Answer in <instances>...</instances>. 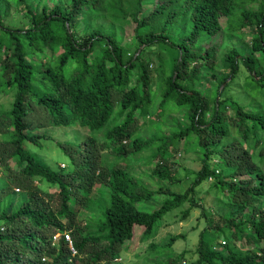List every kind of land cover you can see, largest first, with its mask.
Masks as SVG:
<instances>
[{"label":"trees","instance_id":"trees-1","mask_svg":"<svg viewBox=\"0 0 264 264\" xmlns=\"http://www.w3.org/2000/svg\"><path fill=\"white\" fill-rule=\"evenodd\" d=\"M14 2L25 12V26L9 24L10 5L0 0V88L12 92L0 113V264H110L135 227L141 228L139 241L149 240L162 217L184 203L181 218L194 208L205 217L202 200L194 197L202 182L220 193L226 211L220 223L207 220L197 235L196 258L187 264H264V111L224 97L240 68L251 88L264 94V0H249L256 8L241 12L234 29H251L247 53L226 51L218 70L214 48L197 42L221 30L219 19L231 13L232 0H183L178 7L176 0H69L51 8ZM178 11L190 28L171 42L164 27ZM159 16L160 27L153 24ZM96 19L109 24L89 22ZM128 21L134 24L131 51L113 30ZM157 45L168 47V63L158 57L162 83L153 90L144 55ZM204 81L215 82L212 95L197 89ZM166 116L174 124L167 135L138 137L146 123ZM55 127L89 135L53 141L44 130ZM230 132L234 136L224 141ZM43 142L66 157V169H51L24 147L41 150ZM146 150L154 188L129 173V160ZM188 151L199 153V165L177 192L174 159ZM94 185L98 196L92 200ZM159 197L154 210L138 209ZM174 241L170 237L162 249ZM180 258L163 259L179 264Z\"/></svg>","mask_w":264,"mask_h":264},{"label":"rangeland","instance_id":"rangeland-1","mask_svg":"<svg viewBox=\"0 0 264 264\" xmlns=\"http://www.w3.org/2000/svg\"><path fill=\"white\" fill-rule=\"evenodd\" d=\"M9 5V14L8 21L12 27H21L25 26L26 19L24 18L25 12L23 9L17 8L15 6V0H6ZM32 1V7L40 8L41 5H46L47 8H51L53 5H64L67 4L69 0H28ZM183 0H176L174 7H178ZM148 9H152L151 5H144ZM125 10V6L122 7ZM256 8L255 3H250L249 0H232V11L226 17H221L219 19V24L221 30L214 35L213 37H207L205 35L201 36L197 42V45H200L201 48L213 47L214 48V59L216 69L218 70L220 59L222 55L230 50L235 49L239 55H245L250 47L252 31L249 27L240 29L239 31L234 29L240 21L241 12L247 10H254ZM146 15V12L143 11L139 15V18H142ZM163 21V16H159L154 19L153 24L160 27ZM94 25H102L103 28H106L109 24L106 19H96L94 22L89 21ZM4 23H7L5 20ZM133 27L134 24L130 21L125 22L122 25L114 26L113 30L118 38H120L121 43L124 44L126 48L131 51L134 47L132 44L133 39ZM190 23L187 21L186 16H182L180 11L177 12L174 21L164 27V33L167 35V38L171 42H178L184 39L189 31ZM78 32H83V27L77 25ZM141 49V48H140ZM139 49V50H140ZM168 47L166 45H157L153 46L146 50L145 59L150 61L151 65V77H152V87L153 90H157L161 86V72L158 68L159 58L164 62L163 64L168 63L167 56ZM159 57V58H158ZM166 68V67H164ZM216 70V71H217ZM228 81H226L220 90L224 88ZM215 82L206 83L197 86L199 91L205 92L212 91ZM208 87V88H207ZM209 92V94H211ZM264 93V91H263ZM212 95V94H211ZM12 92H7L0 88V113L6 111L10 102H11ZM153 93V98L156 97ZM224 97L230 98L231 100L239 103L245 108H260L264 111V94H261L259 91L251 88L250 81L247 78V73L243 68H240L236 77L233 81L227 86ZM155 100V99H154ZM156 102V101H154ZM153 102V104H154ZM258 104V105H257ZM257 105V106H254ZM167 110L169 112H174L175 107L173 104L169 103ZM177 119L180 115H177ZM180 119V118H179ZM178 119V120H179ZM173 121V120H172ZM168 118V116L153 120L151 123H146L143 129L138 133V137L143 139H148L150 137L156 136V134L167 135L169 128H173V123ZM110 123V122H109ZM171 130V129H170ZM46 134L50 136L53 141H58L62 143H71L78 142L83 139L85 136L89 135L88 132H85L81 129H74L68 127H55L48 128L44 130ZM234 136L232 132L224 139V141H229ZM24 147L26 150L37 154L44 159L45 163L53 170L58 168L66 169L67 159L60 152V150L52 142H43L41 150L33 147L32 145L25 143ZM150 155V151L146 150L133 157L129 161V173L135 177L139 182L148 188H154L157 181L150 178L149 171L152 169V165L146 162L147 157ZM108 161H112L113 157L108 155L106 156ZM157 158H153L152 161L156 162ZM175 165L177 168L176 177L180 181L179 185L172 187L174 191H180L186 188L192 181V174L197 169L199 165V153L197 151H188L186 153H179L176 155ZM12 166V162L10 163ZM209 181V180H208ZM211 181H209L210 183ZM160 184V183H159ZM196 188L194 192V197L197 200H202L201 202L204 205V211L202 216L200 209L194 208L191 209L189 214L185 218H181V211L187 208L188 204L184 203L179 208L166 213L157 228L155 235L146 241H139L138 237L141 232L140 227H135L133 230V238L131 241H125L119 251L118 258L111 262L110 264H168L163 258H180L179 264H187L191 261H194L196 256L193 255V251L197 242L198 233L204 228L207 224V220H210L212 224L218 222L220 223L219 217L224 215L226 207L222 204L223 197L220 193L213 189L210 184L202 182ZM98 189L97 185L93 186V193L91 194V199H97L98 192L95 190ZM49 192L55 191L54 188H49ZM18 193V192H17ZM162 197L158 199H153L148 202H143L138 206L139 210L150 212L158 206ZM221 201L222 203L218 202ZM264 206V201L262 202ZM84 213V212H83ZM181 236L183 238H181ZM55 237V236H54ZM170 237H175V241L171 244L169 248L162 249L165 246L166 242ZM54 239V238H53ZM221 237H217V242H221ZM55 241V240H53ZM149 245H153V248H150ZM237 245V244H236ZM238 244V246H241ZM242 247V246H241ZM162 249V250H160Z\"/></svg>","mask_w":264,"mask_h":264},{"label":"built area","instance_id":"built-area-1","mask_svg":"<svg viewBox=\"0 0 264 264\" xmlns=\"http://www.w3.org/2000/svg\"><path fill=\"white\" fill-rule=\"evenodd\" d=\"M64 238H65L66 240H68V238H67L66 236H65ZM68 247H69V250H70L71 254L73 255L75 252H74V250L72 249V247H71L69 241H68Z\"/></svg>","mask_w":264,"mask_h":264},{"label":"water","instance_id":"water-1","mask_svg":"<svg viewBox=\"0 0 264 264\" xmlns=\"http://www.w3.org/2000/svg\"><path fill=\"white\" fill-rule=\"evenodd\" d=\"M221 87H222V85H221ZM221 87H220V89H221Z\"/></svg>","mask_w":264,"mask_h":264}]
</instances>
